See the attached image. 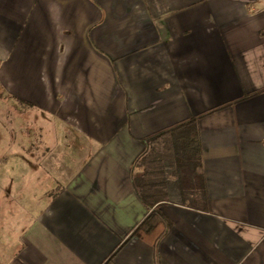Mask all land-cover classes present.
<instances>
[{"label": "crops", "instance_id": "0c3cea01", "mask_svg": "<svg viewBox=\"0 0 264 264\" xmlns=\"http://www.w3.org/2000/svg\"><path fill=\"white\" fill-rule=\"evenodd\" d=\"M190 116L159 264H264V0H0V264H155L134 161Z\"/></svg>", "mask_w": 264, "mask_h": 264}, {"label": "trees", "instance_id": "16d2710c", "mask_svg": "<svg viewBox=\"0 0 264 264\" xmlns=\"http://www.w3.org/2000/svg\"><path fill=\"white\" fill-rule=\"evenodd\" d=\"M142 142L144 149L134 161L140 170L132 174L131 183L137 197L151 211L134 228L132 235L154 247V263L159 264L157 246L170 227L160 205L172 203L206 208L198 117L175 122L144 137ZM121 247L122 243L108 259Z\"/></svg>", "mask_w": 264, "mask_h": 264}, {"label": "rangeland", "instance_id": "374dc122", "mask_svg": "<svg viewBox=\"0 0 264 264\" xmlns=\"http://www.w3.org/2000/svg\"><path fill=\"white\" fill-rule=\"evenodd\" d=\"M8 118V116H6Z\"/></svg>", "mask_w": 264, "mask_h": 264}]
</instances>
